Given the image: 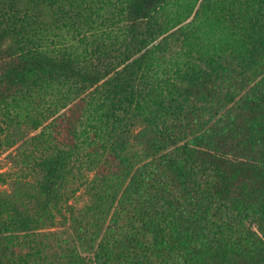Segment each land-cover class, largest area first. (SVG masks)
Segmentation results:
<instances>
[{"label":"trees","instance_id":"obj_1","mask_svg":"<svg viewBox=\"0 0 264 264\" xmlns=\"http://www.w3.org/2000/svg\"><path fill=\"white\" fill-rule=\"evenodd\" d=\"M41 128L0 264H264V0H0V141Z\"/></svg>","mask_w":264,"mask_h":264},{"label":"rangeland","instance_id":"obj_2","mask_svg":"<svg viewBox=\"0 0 264 264\" xmlns=\"http://www.w3.org/2000/svg\"><path fill=\"white\" fill-rule=\"evenodd\" d=\"M194 16L191 17L184 25L182 26H189L190 28H194L195 25H190L189 23L193 22ZM180 28V27H179ZM183 28V27H181ZM185 28H183L184 30ZM182 31H178L172 34V36L168 37V43L169 48H173V50H177L181 46V34ZM63 33V32H62ZM172 33V32H171ZM68 33L64 32L63 39L64 43H74L78 42L77 40L73 41L69 35H66ZM78 39V38H77ZM93 41L94 38H92ZM96 43H92V46H94ZM45 129V128H44ZM43 131V128L29 131L25 137L21 140H19L13 147L5 146L6 139H3V141H0V174H6V183L2 184L0 183V191H4L6 193H12L19 187L18 181L21 179L30 180L34 177L32 172L30 171L31 168L29 167L26 159V155L30 156L32 155L35 157L40 154L38 149L34 150V145L29 143L28 141L34 137L40 134ZM51 131V129H50ZM88 177L91 179L93 178V173L89 174ZM78 186V187H77ZM75 191L71 193V199L69 201V204L76 208L77 210L82 209L85 205H89L91 203V196L89 194L88 189L84 185H78L75 184L74 187ZM65 220H63L60 216L56 218V227H61L65 224ZM48 231V228L46 227L41 232Z\"/></svg>","mask_w":264,"mask_h":264}]
</instances>
